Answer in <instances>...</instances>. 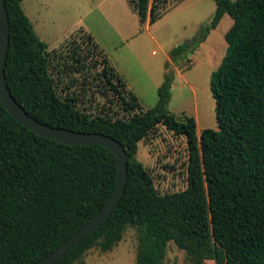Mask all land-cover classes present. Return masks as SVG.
Returning <instances> with one entry per match:
<instances>
[{"label": "trees", "instance_id": "obj_1", "mask_svg": "<svg viewBox=\"0 0 264 264\" xmlns=\"http://www.w3.org/2000/svg\"><path fill=\"white\" fill-rule=\"evenodd\" d=\"M22 1L4 0L9 18L5 80L13 99L41 123L109 136L128 155L118 207L56 264H76L93 247L111 251L128 226L137 230L136 264H164L171 241L194 264H264V0H214L210 23L169 52L173 63L185 60L225 14L231 18L226 54L210 80L217 129L199 136L194 118L178 120L168 109L174 80L169 66L155 105L143 110L91 35L86 33L83 42L97 56L92 67H86L78 46L70 65L51 56ZM125 1L140 23L150 25L182 2ZM89 69L97 92L119 105L123 116H91L75 97L59 92L62 75ZM159 126L186 139V188L179 192L159 193L136 158L138 143ZM116 179L117 160L107 148L39 136L0 101V264H33L50 254L104 205Z\"/></svg>", "mask_w": 264, "mask_h": 264}, {"label": "rangeland", "instance_id": "obj_2", "mask_svg": "<svg viewBox=\"0 0 264 264\" xmlns=\"http://www.w3.org/2000/svg\"><path fill=\"white\" fill-rule=\"evenodd\" d=\"M151 2L149 0V4ZM21 8L36 36L47 44V52L54 58L61 57L67 65L71 64L70 56L78 46L86 57V67L93 66L97 56L92 55L88 50L90 46L83 42L86 33L95 43L100 41L108 49L115 48L110 53L113 58L120 59L131 89L140 93L139 104L143 110L155 105L157 90L153 84L158 79L160 86L165 68L169 66L174 75L169 111L178 120L194 118L197 136L204 129H217L210 80L226 54L224 35L232 25L231 18L225 14L202 45L185 60L173 63L170 59L171 65L163 55H169L174 47L191 40L202 25L210 23L216 10L214 0H182L150 26L140 23L125 0H23ZM119 32L131 35L126 42L128 45L120 42ZM94 73L90 69L65 73L59 81V92L65 97H75L78 107L91 116L107 112L123 116L119 105L109 103V97L97 92ZM136 158L153 176L154 187L159 193H174L186 188L184 137L159 126L138 143ZM137 245V230L128 226L122 240L111 251L101 252L93 247L76 264H136ZM189 257L171 241L167 244L164 264H194Z\"/></svg>", "mask_w": 264, "mask_h": 264}, {"label": "water", "instance_id": "obj_3", "mask_svg": "<svg viewBox=\"0 0 264 264\" xmlns=\"http://www.w3.org/2000/svg\"><path fill=\"white\" fill-rule=\"evenodd\" d=\"M9 51V18L4 0H0V101L8 113L35 134L66 145H101L111 151L117 160V179L113 193L104 205L75 233L47 256L33 264H56L71 250L84 242L101 227L118 207L125 193L128 155L115 139L100 133H80L41 123L12 97L5 80V64Z\"/></svg>", "mask_w": 264, "mask_h": 264}, {"label": "crops", "instance_id": "obj_4", "mask_svg": "<svg viewBox=\"0 0 264 264\" xmlns=\"http://www.w3.org/2000/svg\"><path fill=\"white\" fill-rule=\"evenodd\" d=\"M129 8V7H128ZM129 10L131 11V9L129 8ZM132 12V11H131ZM132 13H134V12H132ZM134 14H136V13H134ZM145 24L146 25H148V26H150V24H149V22H148V20L145 22ZM150 30V29H149ZM118 34V38H119V40H120V42H122V43H125V44H127L128 45V43H126L127 42V40L129 39H131L132 37H131V35H125L124 33H122V32H119V33H117ZM150 39L152 40V41H154L155 43H157V41H156V38H154L153 36H151L150 35ZM99 41V40H98ZM96 44L103 50V52L106 54V56H107V58H108V60H109V62H110V64L113 66V68L117 71V73H119L123 78H124V80H125V83H126V87H127V89L128 90H130L131 92H134V94L136 95V97H137V99H138V101H140V97H139V92L138 91H133L132 89H131V84L127 81V77H126V74H125V72H124V67L123 66H121V61H120V59H118V58H113L112 57V55H111V53L110 52H113V51H115L116 49L115 48H110V49H108V47H106L105 45H103V44H101V42L99 41V42H96ZM202 45V44H201ZM163 55L165 56V59H166V62L168 63V64H171V65H173L172 64V62H171V60H170V57H169V55H168V53L167 54H164L163 53ZM176 73H177V75H179L178 73H179V70L177 69V67H176ZM161 72H162V69H161ZM161 85V84H160ZM155 87V89L157 90L158 89V87H159V81H158V79L157 80H155V82H154V84H153V88ZM138 94V95H137ZM171 98H172V96H171ZM171 101V100H170Z\"/></svg>", "mask_w": 264, "mask_h": 264}]
</instances>
